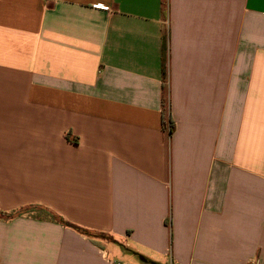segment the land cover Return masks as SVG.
<instances>
[{"label":"crops","instance_id":"1","mask_svg":"<svg viewBox=\"0 0 264 264\" xmlns=\"http://www.w3.org/2000/svg\"><path fill=\"white\" fill-rule=\"evenodd\" d=\"M171 260L264 264V0H0V264Z\"/></svg>","mask_w":264,"mask_h":264},{"label":"rangeland","instance_id":"2","mask_svg":"<svg viewBox=\"0 0 264 264\" xmlns=\"http://www.w3.org/2000/svg\"><path fill=\"white\" fill-rule=\"evenodd\" d=\"M28 210V212L33 213L34 215L37 216H41V217H49V218H53L55 216V214H53L51 211L42 208V207H30L27 208L26 211Z\"/></svg>","mask_w":264,"mask_h":264},{"label":"built area","instance_id":"3","mask_svg":"<svg viewBox=\"0 0 264 264\" xmlns=\"http://www.w3.org/2000/svg\"><path fill=\"white\" fill-rule=\"evenodd\" d=\"M103 7H105L104 5H102ZM115 264H121V262H115ZM169 264H177L175 261L171 260L169 262ZM247 264H258L257 261H250Z\"/></svg>","mask_w":264,"mask_h":264},{"label":"trees","instance_id":"4","mask_svg":"<svg viewBox=\"0 0 264 264\" xmlns=\"http://www.w3.org/2000/svg\"><path fill=\"white\" fill-rule=\"evenodd\" d=\"M164 51H165V49H164ZM167 108H168V107H167ZM167 111H168V109H167ZM53 214H54V213H53ZM51 219L59 220V221L63 222L62 218L59 217V216H57L56 214H55V216H54L53 218H51ZM152 264H158V263H153V262H152Z\"/></svg>","mask_w":264,"mask_h":264}]
</instances>
